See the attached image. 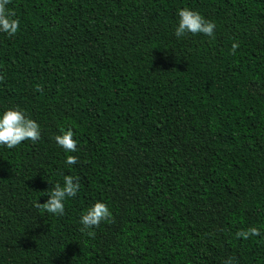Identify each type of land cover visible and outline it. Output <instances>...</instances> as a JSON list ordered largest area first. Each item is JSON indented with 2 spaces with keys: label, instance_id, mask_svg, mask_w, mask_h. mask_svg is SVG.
Masks as SVG:
<instances>
[{
  "label": "trees",
  "instance_id": "trees-1",
  "mask_svg": "<svg viewBox=\"0 0 264 264\" xmlns=\"http://www.w3.org/2000/svg\"><path fill=\"white\" fill-rule=\"evenodd\" d=\"M7 8L20 24L0 33V114L24 111L41 139L0 145V264H264V0ZM183 8L214 36L177 38ZM65 175L80 188L64 215L35 207ZM95 202L113 220L83 230Z\"/></svg>",
  "mask_w": 264,
  "mask_h": 264
},
{
  "label": "clouds",
  "instance_id": "clouds-1",
  "mask_svg": "<svg viewBox=\"0 0 264 264\" xmlns=\"http://www.w3.org/2000/svg\"><path fill=\"white\" fill-rule=\"evenodd\" d=\"M11 0H0V33L6 34L8 37H14L18 30L20 21L15 18V13L7 8ZM178 23L175 28L174 35L177 38L184 37L186 34L192 35L204 34L208 37H213L215 34L216 24L207 20L199 12L189 8L178 10ZM239 47L238 42H233L231 46V54H235ZM2 79V77H0ZM37 91H42L38 86ZM62 134L55 136V142L68 153L78 151L77 141L73 138L74 132L71 129L64 131ZM41 139V131L39 124L29 118L26 113L19 108H10L0 114V145L6 146L8 149H13L19 146L22 142L28 140L33 143ZM79 162L78 157L68 155L66 163L75 165ZM79 178L71 175H65L63 185L57 183L54 185L48 199L45 203L36 202L35 207L42 209L47 213L56 216H63L65 213V200L70 197H75L79 191ZM113 215L109 207L103 202H95L85 212L81 214L80 224L83 230L98 228L101 222L111 223ZM89 236H94L95 233L88 231ZM260 229L250 227L244 230H238L235 233L237 239L248 240L251 237L259 236ZM233 257H229L225 264H233Z\"/></svg>",
  "mask_w": 264,
  "mask_h": 264
}]
</instances>
